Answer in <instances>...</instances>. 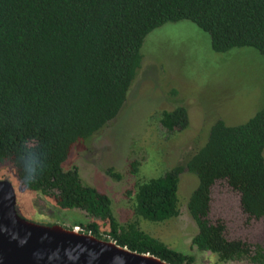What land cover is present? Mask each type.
Masks as SVG:
<instances>
[{
  "label": "trees",
  "instance_id": "16d2710c",
  "mask_svg": "<svg viewBox=\"0 0 264 264\" xmlns=\"http://www.w3.org/2000/svg\"><path fill=\"white\" fill-rule=\"evenodd\" d=\"M180 20L207 33L214 52L254 48L264 69V0H0V176L10 167L31 193L84 211L89 220L68 228L171 264H195L193 254L168 247L138 221L176 216L180 174L188 171L197 178L187 201L197 226L192 246L219 261L264 264L261 244L226 238L225 222L209 216L212 187L221 180L238 193L248 219L264 218V99L244 122L217 118L187 158L137 183L136 219L125 225L113 215L109 196L83 183L77 167L63 168L75 142L99 133L121 112L145 36ZM188 120L182 105L158 115L166 135ZM138 164L132 160V172Z\"/></svg>",
  "mask_w": 264,
  "mask_h": 264
},
{
  "label": "rangeland",
  "instance_id": "374dc122",
  "mask_svg": "<svg viewBox=\"0 0 264 264\" xmlns=\"http://www.w3.org/2000/svg\"><path fill=\"white\" fill-rule=\"evenodd\" d=\"M141 52V65L121 112L99 133L75 142L63 163L64 169L77 167L83 183L109 196L113 215L122 225L136 219L137 183L161 175L187 158L206 141L217 118L227 124L244 122L264 99V69L258 51L240 47L214 52L209 35L188 20L151 30ZM178 105L186 108L188 125L166 135L158 115ZM132 160L139 162L136 173L132 172ZM4 171L13 183L23 218L65 227L89 220L82 210L61 209L52 198L23 188L10 167ZM196 183L193 173L180 174L178 214L160 222L139 218L140 228L170 248L193 254L195 264H252L218 261L214 254L192 246L197 226L187 201ZM211 198L210 219L225 222L229 239L240 237L264 246V218L244 220L238 194L226 182L219 180L213 185Z\"/></svg>",
  "mask_w": 264,
  "mask_h": 264
},
{
  "label": "water",
  "instance_id": "95a60500",
  "mask_svg": "<svg viewBox=\"0 0 264 264\" xmlns=\"http://www.w3.org/2000/svg\"><path fill=\"white\" fill-rule=\"evenodd\" d=\"M0 178V264H171L61 224L23 218L13 183Z\"/></svg>",
  "mask_w": 264,
  "mask_h": 264
},
{
  "label": "flooded vegetation",
  "instance_id": "af4514ba",
  "mask_svg": "<svg viewBox=\"0 0 264 264\" xmlns=\"http://www.w3.org/2000/svg\"><path fill=\"white\" fill-rule=\"evenodd\" d=\"M238 194V193H237ZM238 199H239V196H238ZM245 218L248 220V218L245 216L244 217V220H245ZM225 236H226V231H225ZM226 238H228L227 236H226ZM229 239V238H228ZM233 239H241L240 237H236V238H233ZM241 240H243V241H246V242H249V243H259V242H250V241H248V240H246V239H241ZM259 244H261V243H259ZM262 245V244H261ZM263 246V245H262ZM195 247V246H194ZM264 247V246H263ZM197 249V248H196ZM199 251V250H198ZM202 252V251H201ZM206 252H210V251H206ZM211 253V252H210ZM215 256V255H214ZM216 259H217V257H216ZM218 260V259H217ZM242 260H244V261H247L248 263H252V262H250L249 260H247V259H239V260H229V261H242ZM219 261V260H218ZM223 262V261H222ZM226 262V261H225ZM252 264H255V263H252Z\"/></svg>",
  "mask_w": 264,
  "mask_h": 264
},
{
  "label": "built area",
  "instance_id": "2783aa9c",
  "mask_svg": "<svg viewBox=\"0 0 264 264\" xmlns=\"http://www.w3.org/2000/svg\"><path fill=\"white\" fill-rule=\"evenodd\" d=\"M76 228L80 229L79 226H75Z\"/></svg>",
  "mask_w": 264,
  "mask_h": 264
}]
</instances>
